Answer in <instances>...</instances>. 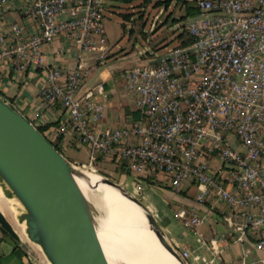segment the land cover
<instances>
[{
  "label": "built area",
  "instance_id": "built-area-1",
  "mask_svg": "<svg viewBox=\"0 0 264 264\" xmlns=\"http://www.w3.org/2000/svg\"><path fill=\"white\" fill-rule=\"evenodd\" d=\"M103 9V0H34L26 13L36 31L23 36L13 25L11 45L0 35V57L17 74L43 73L41 109L64 110L43 134L64 153L72 133L88 148L90 165L109 158L176 191L195 185V200L207 210L177 213L196 242L192 250L176 249L187 264H220L227 241L252 244L261 254L249 260L246 248L240 264H264V0H196L184 25L190 45L118 71L122 96L140 113L118 126L107 121L105 82L82 90L109 53ZM59 36L78 50L73 68L45 63L43 46ZM206 215L228 230L205 238L197 228Z\"/></svg>",
  "mask_w": 264,
  "mask_h": 264
},
{
  "label": "water",
  "instance_id": "water-1",
  "mask_svg": "<svg viewBox=\"0 0 264 264\" xmlns=\"http://www.w3.org/2000/svg\"><path fill=\"white\" fill-rule=\"evenodd\" d=\"M184 25L182 21L180 26ZM83 172L0 96V193L13 201L17 225L0 210V228L15 240L23 237L33 244L47 264H110L92 209L76 180L85 176ZM103 183L128 193L107 177ZM134 199L158 242L184 264L148 206Z\"/></svg>",
  "mask_w": 264,
  "mask_h": 264
},
{
  "label": "crops",
  "instance_id": "crops-1",
  "mask_svg": "<svg viewBox=\"0 0 264 264\" xmlns=\"http://www.w3.org/2000/svg\"><path fill=\"white\" fill-rule=\"evenodd\" d=\"M34 0H6L0 10V35L6 38L5 45H11L10 29L13 25L19 26L22 35H31L36 31L37 22L26 13L27 6ZM109 53L104 63L99 66L97 70H90L83 82L82 90H85L100 81L105 82L106 98V113L107 121L111 126L118 125H131L140 119V113L129 96H122L124 88L117 78V73L123 68L130 67L129 64L118 62H111L113 57V45H109ZM1 49V48H0ZM44 60L49 66H60L64 69L73 68L76 64L77 48L65 36H59L52 42L43 46ZM144 54L147 55L142 59L139 55H135L130 62L144 61L151 57L154 51L150 47L144 48ZM116 57V56H115ZM117 58L116 60H118ZM92 60L86 59L87 64ZM44 82V75L39 69L29 68L22 74H17L14 71L11 61L6 57H0V96L7 100L16 110H18L28 120L35 124L42 125L46 122L56 121L58 118L64 117V110L61 105H56L50 110L44 111L41 109L39 100V90L41 84ZM123 102H126L125 104ZM56 127L49 128L50 130ZM70 140L73 143L77 139L72 133L67 134L66 142ZM67 149V147H66ZM149 178V177H148ZM136 179H133L135 181ZM168 189H164L161 193V187L151 185L150 188L156 191V195H163L161 200V209L167 215L166 222L170 223V217H175V223H180L184 227L181 220L178 218L177 213L181 209L188 210L193 208L199 212L207 210L206 205L198 203L195 199L197 188L195 185H190L180 191L172 189L166 184ZM188 198L195 201L199 206L193 205L189 202L183 201L181 197ZM155 200L149 201V205L156 207ZM176 202V204H171ZM158 204V203H157ZM160 209V207H159ZM212 220L208 221V227L212 233H222L214 231V226L221 223L217 218L208 215ZM179 219V220H178ZM201 226V225H200ZM199 226V227H200ZM198 227V228H199ZM197 228V230H198ZM186 230V231H185ZM180 234H175L173 242L176 246H180V241L183 240L184 244L181 248L194 249L196 247L195 237L185 228ZM199 231V230H198ZM209 238L210 236H205ZM222 254L220 264H240V259L244 249L249 248L250 253L247 258L250 260L254 257L260 256L252 244L239 243L227 241L222 243ZM0 264H47L37 250V248L22 237L21 241L15 240L8 233L0 228Z\"/></svg>",
  "mask_w": 264,
  "mask_h": 264
},
{
  "label": "rangeland",
  "instance_id": "rangeland-1",
  "mask_svg": "<svg viewBox=\"0 0 264 264\" xmlns=\"http://www.w3.org/2000/svg\"><path fill=\"white\" fill-rule=\"evenodd\" d=\"M103 1L104 9L102 13L104 15L106 37L108 44L113 45L112 50L114 52L110 61L123 64L130 63L131 66L141 63V60L135 63L130 62V60L135 55H139L143 59L147 55V53H143L146 47H150L156 55H161L173 51L175 47L179 46L181 40L189 36L185 33L182 38L180 37V34L184 32V27H181L180 23L188 19L189 16L186 17L187 14L196 5V0ZM117 58L119 59L116 60ZM150 61H153V59H150ZM66 147L67 149L63 151V154L76 166L111 179L122 186L128 193L141 200L144 205L148 206L150 212L154 214V217L161 225L167 240L177 251L181 250L184 241L181 240L180 246L177 248L173 242V237L175 234H180L185 228L181 227L180 223H175V217H170V223L166 222L165 217L167 215L162 211L160 202L164 196H157L156 191L150 188L151 185L161 187L160 192L162 193L164 189H168L166 182L159 179L151 180L148 177L136 176L124 165L109 158L98 157L90 165L88 161L89 150L79 141L75 140L71 143L68 140ZM83 164L86 166H83ZM133 179L136 180L133 181ZM152 199L155 200V208L148 204ZM5 200L9 204L11 211L8 218L17 226L14 219V209L12 208L13 201L6 198ZM193 200L195 199L193 198ZM171 204H176V202ZM107 215L109 216V214ZM210 220L212 219L206 215L205 221L198 228L201 235H215V232L212 233L209 230L208 221ZM216 230L226 232L228 229L221 222L214 226V231ZM184 264H187V262H184Z\"/></svg>",
  "mask_w": 264,
  "mask_h": 264
},
{
  "label": "bare ground",
  "instance_id": "bare-ground-1",
  "mask_svg": "<svg viewBox=\"0 0 264 264\" xmlns=\"http://www.w3.org/2000/svg\"><path fill=\"white\" fill-rule=\"evenodd\" d=\"M83 173L76 180L92 209L110 264H180L158 242L132 194L103 183L95 172L86 169ZM0 210L8 218L10 206L1 193Z\"/></svg>",
  "mask_w": 264,
  "mask_h": 264
},
{
  "label": "trees",
  "instance_id": "trees-1",
  "mask_svg": "<svg viewBox=\"0 0 264 264\" xmlns=\"http://www.w3.org/2000/svg\"><path fill=\"white\" fill-rule=\"evenodd\" d=\"M125 1H128V0H125ZM195 12H196L195 8H193V10L191 9L186 17H188L190 15L191 16L194 15ZM185 33H186L185 31L183 33H181L180 37L182 38ZM192 42H193V38L188 36L185 39L181 40L180 45L186 46V45H190ZM58 124H59L58 121H50V122H46L42 125H37V128L40 132L43 133L46 129H49L51 127H57ZM53 144L56 146V148H58L60 150L59 146L56 143H53Z\"/></svg>",
  "mask_w": 264,
  "mask_h": 264
}]
</instances>
